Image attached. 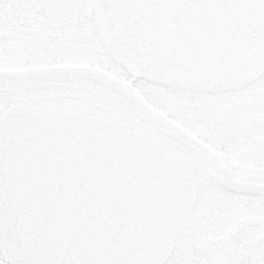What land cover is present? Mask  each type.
Here are the masks:
<instances>
[{
    "label": "snow or ice",
    "instance_id": "snow-or-ice-1",
    "mask_svg": "<svg viewBox=\"0 0 264 264\" xmlns=\"http://www.w3.org/2000/svg\"><path fill=\"white\" fill-rule=\"evenodd\" d=\"M130 2L152 8L211 6L210 0ZM22 3L0 0V23H7L9 10H18ZM210 48L196 35L170 34L151 43L134 41L135 62L106 65L128 82L127 87L108 72L41 74L61 81L84 76L101 80L106 88L129 97L134 110L152 119L158 135L150 129L140 135L153 156L165 157L170 144L190 155L191 162L169 158L164 172L157 173L153 191L167 217L168 230L155 251L142 252L136 244L142 188L130 174L119 171L122 157L118 153L106 159L104 147L90 139L95 135L88 132L93 122L83 124L82 132H68L58 126L68 117H37L47 127L37 123L35 138L27 144L19 120L13 141L12 123L0 108V244L9 246L15 224L17 239L10 246L18 264H170L179 247L192 189L198 183L219 185L234 197L264 194V167L258 170V182L250 183L240 177L234 162L239 152V117L232 113L236 98L216 76L229 62L213 56ZM242 78L250 86L264 84V64H257ZM4 82L0 74V100ZM137 89L144 99L136 95ZM150 105L161 111L154 113ZM238 108L243 114L247 106L242 103ZM177 120L183 128L173 122ZM255 159L264 165V154L257 151ZM26 229L32 234L30 243H25ZM243 231L241 225L234 239L238 241ZM6 259L0 249V261Z\"/></svg>",
    "mask_w": 264,
    "mask_h": 264
},
{
    "label": "rangeland",
    "instance_id": "rangeland-1",
    "mask_svg": "<svg viewBox=\"0 0 264 264\" xmlns=\"http://www.w3.org/2000/svg\"><path fill=\"white\" fill-rule=\"evenodd\" d=\"M47 1L49 8L43 5ZM111 1L23 0L25 11H15L18 15H12V18L33 19L34 27L43 26L44 19L48 18L57 21V25L50 27L52 29L87 35L71 36L60 44L52 39L46 47L34 41L26 53L2 52L0 71L86 64L108 72L127 86L128 82L116 72L108 71L106 65L114 61L135 62L132 42L151 43L170 34L180 37L196 35L211 46L213 56H223L229 62V66L216 76L225 82L236 98L232 113L239 117L236 120L239 152L234 162L240 177L258 182V171L252 167L254 156L248 155L250 150L262 151L264 147L255 137L263 134L259 131L253 133L252 122L242 121V116L256 113L264 116V84L250 86L242 74L250 72L257 64H264V0H210L211 6L191 8L140 7L134 6L130 0H114L122 6L124 2L129 3L130 7L112 8ZM5 28L9 26L0 24V29ZM100 60L104 63L101 64ZM4 81L0 108L13 103H28L39 107L76 109L157 132L148 115L133 109L129 97L121 95L117 89L106 88L100 80L83 77L61 81L40 76L7 77ZM135 91L140 99H144L138 89ZM242 103L247 106L243 114L238 108ZM150 107L154 113L161 111L156 105ZM173 122L184 127L179 120ZM186 131L190 132V129ZM166 151L178 162H191L189 154L170 145ZM262 167L258 166V170ZM204 205L220 230L210 227L207 215L202 211ZM238 220L239 223L235 224ZM233 224L244 226L238 241L234 239L238 228L234 231ZM257 261L264 264V194L234 197L219 185L201 181L195 206L179 235V247L170 264H256ZM0 264L9 263L4 260Z\"/></svg>",
    "mask_w": 264,
    "mask_h": 264
},
{
    "label": "water",
    "instance_id": "water-1",
    "mask_svg": "<svg viewBox=\"0 0 264 264\" xmlns=\"http://www.w3.org/2000/svg\"><path fill=\"white\" fill-rule=\"evenodd\" d=\"M88 72L102 71L98 68L90 66H62L31 71H3L0 72V74L5 77L9 75L40 76L41 74L45 73L74 74ZM112 79L117 80L115 77H112ZM120 84L122 87H125L121 82ZM4 112L12 123L13 141L15 140L16 122L19 120L22 122L24 129V139L25 143L27 144H31L35 138L37 123H40L42 127H47V124L44 121H37V117H68V119H62L58 125L62 131L68 132H82L84 131L82 127L83 124L93 122L92 127L88 129V132L89 134L95 133V135H90V139L100 143L104 147L106 159L118 153L119 156L122 157V159L119 161V171L121 173L130 174L142 188V220L139 226V238L136 240L137 246L142 252L155 251L160 247L161 242L167 233L168 223L166 215L159 208L158 202L155 198L153 185L157 182V173L162 174L165 170V166L169 164L170 156L168 157L166 155L165 157L159 159L153 156L147 150L141 138V129L126 124H119L106 118H98L73 110H41L28 106H12ZM96 125H100V127H97ZM197 188L198 184L192 189V199L188 202V213L186 219L184 220L182 229L186 225L191 214L196 198ZM23 236L25 238V243L31 242L32 234L29 233L27 229L23 233ZM16 239L17 231L15 224H13L8 237L9 246L0 244L4 255L12 264H18L16 255L10 246L15 244ZM83 242L87 243V241Z\"/></svg>",
    "mask_w": 264,
    "mask_h": 264
},
{
    "label": "flooded vegetation",
    "instance_id": "flooded-vegetation-1",
    "mask_svg": "<svg viewBox=\"0 0 264 264\" xmlns=\"http://www.w3.org/2000/svg\"><path fill=\"white\" fill-rule=\"evenodd\" d=\"M112 3L109 2V5H112V8H119L122 6L121 3H117V1H111ZM49 2L47 1L46 3L44 2L43 5L44 7L49 8ZM106 7L108 6L107 3H104ZM63 5H66V3H63ZM125 7H130L129 3H123L122 8ZM26 5L22 3V7H20L18 10L25 11ZM15 11L17 10H9V20L7 23H0V24H5L6 26H9V28L0 29V53L2 52H8V51H14L16 54L20 53H26L29 48L32 47V43L34 41L38 42V45H41L42 47L49 46V43L52 39L55 41H58L57 43H62L63 41L66 40V38H70L71 36L75 35H82L85 36L87 35L86 33L83 32H70L67 33L66 30H60V29H52L50 28L52 25H57V21H52L48 18L44 19V25L41 27H34L32 26V20H30L27 17H22L20 19H14L12 18V15H18ZM22 12V13H23ZM29 14V13H27ZM115 21V20H114ZM113 22V21H112ZM56 44V43H55ZM4 48V51L2 49ZM32 51V50H30ZM63 65H74V64H63ZM75 65H86V64H75ZM256 99V97H255ZM255 101V100H254ZM242 121H250L252 122L251 127L253 129V133L256 131L261 132L263 135L255 138H259L258 142L260 145L264 147V116H261L259 114H254L253 116H242ZM257 121H259V127L257 126ZM252 133V134H253ZM257 151H251L250 150V155L252 158V155L254 156V159L252 158V167L255 171H258V166H264L261 164H258L256 159H255V153ZM261 152H264V148L262 149ZM260 152V153H261ZM254 172V171H253ZM255 174V172H254ZM248 178V177H247ZM250 183H256L255 181H248ZM202 211L205 215H207V220L210 222V227L215 230H220V227H218L215 222L216 220L212 218L211 215H209V209L206 208V205L203 206ZM240 220V219H239ZM238 221H235V224L239 223ZM231 228L236 231V228H239L238 226L231 225Z\"/></svg>",
    "mask_w": 264,
    "mask_h": 264
}]
</instances>
